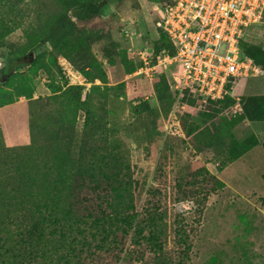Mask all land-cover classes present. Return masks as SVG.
<instances>
[{
	"label": "rangeland",
	"instance_id": "1",
	"mask_svg": "<svg viewBox=\"0 0 264 264\" xmlns=\"http://www.w3.org/2000/svg\"><path fill=\"white\" fill-rule=\"evenodd\" d=\"M165 1L112 0L86 22L72 11L78 31L54 49L41 37L65 0H24L23 27L0 46V221L55 188L89 191L92 208L97 193L110 192L108 175L131 190L144 228L143 246L120 264H264V96L251 90L263 77L220 101L189 96L180 134H167L177 105L170 74L132 77L129 53L169 45L156 28ZM263 42L264 17L246 43L261 65ZM18 55L26 65L11 61ZM153 235L165 248L156 256Z\"/></svg>",
	"mask_w": 264,
	"mask_h": 264
},
{
	"label": "trees",
	"instance_id": "2",
	"mask_svg": "<svg viewBox=\"0 0 264 264\" xmlns=\"http://www.w3.org/2000/svg\"><path fill=\"white\" fill-rule=\"evenodd\" d=\"M111 1L65 0V11L41 37V43L58 49L78 31V24L71 16L72 11L82 22L96 20ZM23 3L24 0H0V46L4 45L7 37L23 27L26 17ZM167 3L168 0L164 5ZM159 31L169 45L156 53L173 51L167 35ZM249 48L246 43L243 44L244 52L264 70V61L261 65L258 54ZM259 53L264 60V52L260 50ZM25 58V55H18L11 61L23 66L26 65ZM78 100L79 96L75 103ZM89 125L90 109L87 111L86 128ZM102 178L110 192L104 195L97 193L92 208L84 206L90 203L89 191L75 193L67 187L62 191L55 188V191L49 192V196L46 194L48 200H38L36 193L37 196L32 195L34 200L37 199L36 205L23 208L21 215L0 221V264H96L95 261L103 254L109 256L110 264L115 260L113 264H120L131 253H138L143 246L139 239H142L144 228L138 222L134 195L126 187H114L108 175H102ZM31 180L28 179L29 186L32 185ZM86 183H89V187L90 179H85L82 184ZM149 214L147 211V216ZM150 219L154 220L152 215ZM131 233L136 234L130 241L134 251L131 245L127 248ZM148 243L149 251L154 256L165 252L163 241L155 235L148 239ZM141 255L144 257L145 253Z\"/></svg>",
	"mask_w": 264,
	"mask_h": 264
},
{
	"label": "built area",
	"instance_id": "3",
	"mask_svg": "<svg viewBox=\"0 0 264 264\" xmlns=\"http://www.w3.org/2000/svg\"><path fill=\"white\" fill-rule=\"evenodd\" d=\"M158 11L156 28L167 35L173 51L132 49V77L153 81L161 71L170 74L177 105L165 129L179 135L183 100L193 95L209 103L233 97L244 80L264 74L243 50L248 34L263 24L264 0H168Z\"/></svg>",
	"mask_w": 264,
	"mask_h": 264
},
{
	"label": "crops",
	"instance_id": "4",
	"mask_svg": "<svg viewBox=\"0 0 264 264\" xmlns=\"http://www.w3.org/2000/svg\"><path fill=\"white\" fill-rule=\"evenodd\" d=\"M255 28L250 32V34H248L247 41L245 43L249 42V38H251V36L255 32ZM263 52H264V42H263ZM261 77H263L261 79V81L258 82V84H256V86L252 87L251 90L253 89V92H255L254 94H258V95H263L264 96V74ZM261 77H259V78H261ZM243 84H241V87L244 86Z\"/></svg>",
	"mask_w": 264,
	"mask_h": 264
}]
</instances>
